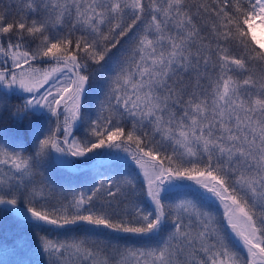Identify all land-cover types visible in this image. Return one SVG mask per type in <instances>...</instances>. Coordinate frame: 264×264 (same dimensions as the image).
<instances>
[{
    "label": "snow or ice",
    "instance_id": "1",
    "mask_svg": "<svg viewBox=\"0 0 264 264\" xmlns=\"http://www.w3.org/2000/svg\"><path fill=\"white\" fill-rule=\"evenodd\" d=\"M257 19L0 0V264H264Z\"/></svg>",
    "mask_w": 264,
    "mask_h": 264
},
{
    "label": "rangeland",
    "instance_id": "2",
    "mask_svg": "<svg viewBox=\"0 0 264 264\" xmlns=\"http://www.w3.org/2000/svg\"><path fill=\"white\" fill-rule=\"evenodd\" d=\"M254 35L256 36V40L264 43V26H257L254 30Z\"/></svg>",
    "mask_w": 264,
    "mask_h": 264
},
{
    "label": "trees",
    "instance_id": "3",
    "mask_svg": "<svg viewBox=\"0 0 264 264\" xmlns=\"http://www.w3.org/2000/svg\"><path fill=\"white\" fill-rule=\"evenodd\" d=\"M7 2H8V0H5V3H7ZM252 24L254 25V27H252V28L249 30V31H250V34H254V30H255V28H256L257 26H264V24H261V23H260L259 19L252 21ZM254 36H255V35H254ZM255 38H256V36H255ZM257 46H259V45H257Z\"/></svg>",
    "mask_w": 264,
    "mask_h": 264
}]
</instances>
